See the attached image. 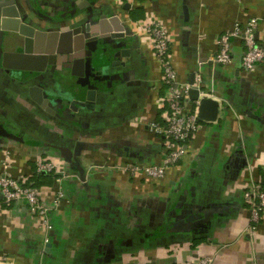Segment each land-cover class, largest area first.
Listing matches in <instances>:
<instances>
[{
	"label": "crops",
	"instance_id": "crops-1",
	"mask_svg": "<svg viewBox=\"0 0 264 264\" xmlns=\"http://www.w3.org/2000/svg\"><path fill=\"white\" fill-rule=\"evenodd\" d=\"M77 2L0 0V11L20 3L56 18ZM86 2L105 15L116 13L130 29L102 80L83 84L60 61L51 63L42 72L47 95L41 106L9 76L16 63L0 58V124L18 138L0 137V176L10 149L13 177L38 182L47 205L60 186L67 196L47 228L24 205H1L0 256L6 264H182L204 257L213 264H264V221L249 231L243 199L252 184L264 189V62L245 72L242 40L233 41L230 64L211 61L217 39L252 18L262 19L257 39L264 48V0H137L120 13L116 0ZM154 20L167 28L179 81L192 85L200 74L203 91L220 105L217 120L200 123L187 155L159 181L119 169L159 164L166 151L150 126L163 125L157 104L168 90L150 38L139 30ZM59 24L45 19L39 25L48 33ZM65 153L85 169V181ZM40 158L65 161L74 177L39 180Z\"/></svg>",
	"mask_w": 264,
	"mask_h": 264
},
{
	"label": "built area",
	"instance_id": "built-area-1",
	"mask_svg": "<svg viewBox=\"0 0 264 264\" xmlns=\"http://www.w3.org/2000/svg\"><path fill=\"white\" fill-rule=\"evenodd\" d=\"M116 1L118 2L116 10L119 13L126 4L137 5V0ZM261 22L260 18H252L246 26L238 24L226 31L217 39L218 50L211 61L220 65L230 64L233 60V41L242 40L245 47L242 69L248 73H255L264 62V48L257 39ZM139 30L145 31L150 38L162 72L161 82L168 90V95L160 98L157 104L162 115L163 125L154 123L150 126L152 132L164 138L166 151L159 164L127 163L119 169L130 177L143 176L159 181L165 178L171 168L181 163L188 153L187 142L199 133L201 129L198 121L200 101L205 98H215L207 91H203L204 82L200 74L196 76V82L193 85L179 81L177 68L171 55L172 43L163 21L154 20L140 26ZM192 89H197L200 92L198 101H191L189 93ZM11 155V150L6 149L7 164L4 173L0 176V192L3 196L0 206L24 205L32 216L42 221L44 227H49L52 211L58 210L67 198L65 189L60 186L52 205H47L43 200L41 189L35 187L33 181L18 179L9 173ZM35 165L36 174L51 175L59 183L74 177L71 171H65V161L56 162L40 158ZM243 199L251 214L249 231L254 233L264 221V189L260 184H252L244 191ZM8 261L0 256V264H6ZM182 264H213V258L204 257Z\"/></svg>",
	"mask_w": 264,
	"mask_h": 264
},
{
	"label": "water",
	"instance_id": "water-1",
	"mask_svg": "<svg viewBox=\"0 0 264 264\" xmlns=\"http://www.w3.org/2000/svg\"><path fill=\"white\" fill-rule=\"evenodd\" d=\"M79 1H82L83 4H80ZM91 1L89 0L90 3ZM88 4L86 0L85 2L78 0L79 10L75 7L74 14L62 24L60 29L48 33L41 31L38 25L24 21L26 16L17 9L4 8L0 12L2 36H5L8 43L15 46L20 45L18 37H22L24 41L23 52L5 55V61L11 57L16 63L12 67L15 71L33 74L45 71L46 67L53 63L56 54H59L62 56L63 62L66 63V68L71 69L74 75L77 74V70H81L82 76L85 74L90 76L96 72L97 68L102 69L104 66L102 55L98 57L96 55L100 45L110 44L109 48L112 51H118L123 46L121 40L130 33V29L123 24L122 19L116 13L104 17L99 16L98 20L94 19L97 11L91 6L88 7ZM84 7H86L85 10ZM71 21L73 23L69 25ZM37 63H42V67H37ZM29 92L39 105H44L43 98L46 95L43 96L42 89L34 87ZM189 96L191 101H198L200 92L197 89H192ZM219 112L218 101L210 98L202 99L198 121L200 123L214 122L217 120ZM0 137L13 141L18 140L2 124H0ZM64 156L65 160L80 172L81 179L85 181L86 171L77 159H74L73 154L65 153ZM49 247L50 245H48Z\"/></svg>",
	"mask_w": 264,
	"mask_h": 264
},
{
	"label": "flooded vegetation",
	"instance_id": "flooded-vegetation-1",
	"mask_svg": "<svg viewBox=\"0 0 264 264\" xmlns=\"http://www.w3.org/2000/svg\"><path fill=\"white\" fill-rule=\"evenodd\" d=\"M16 4H17L16 6H14V5L3 6L1 11L4 8H9V7L15 8L19 12L23 13V15L26 16V18H25L26 20L23 19L24 21L28 22L29 24L38 25L39 27L41 26L39 24L42 23V21L45 19L49 20V21H51V20L52 21H60V24L57 27H55L52 30H49L48 32L56 30V29H60L62 27V24L64 22H67L66 20H69L71 18L72 14H74V12L71 11V13L69 15H63V16L57 15L56 18H54L53 16L51 17L48 15H45L44 13H42L41 10H38L39 8H35L33 5H27V7H25L24 5H21L20 3H16ZM78 7L79 6L76 7L77 10H79ZM81 7H82V5H81ZM73 10H75V8ZM100 12H97L96 17L94 19L98 20L99 16H101V17L107 16V14L105 15V13L103 11H100ZM55 19H57V20H55ZM72 23H73V21H71L69 25H72ZM40 29H41V27H40ZM45 32H47V31H45ZM4 38H5V36H2V31H1V34H0V58L2 60H6L5 55L23 52V47H24L23 38L18 37L20 40L19 46L11 45L10 43H8L7 39L6 38L4 39ZM109 47H110V44L100 45V48L97 50L98 52H96L97 57L102 55L103 64H104L102 69L97 68L96 72L90 76L86 75V74L82 76L81 70H77V74H75V75H79L82 78H84L85 81L83 82V84L88 85L91 81L102 80V78L104 77L102 75L103 74L102 72L105 71L109 67L110 56L113 55V52H114V56L119 52V50L118 51H112ZM5 48L7 49V52L4 51ZM7 61L12 62V58L11 57L8 58ZM59 61L66 68V63L63 62L62 56L59 54H56V56L52 62L54 64H58ZM9 69H10V71L8 72L9 76L12 78L13 82L15 81L14 84H16L18 87H21L23 90H29V91L31 88H34V87H38V88L42 89V87L40 85L41 83H43V79H44L42 72H39V73L34 72L32 74L31 72L28 73V72L15 71L13 68H9ZM72 74H73V71H72ZM43 95L45 96L44 92H43Z\"/></svg>",
	"mask_w": 264,
	"mask_h": 264
},
{
	"label": "trees",
	"instance_id": "trees-1",
	"mask_svg": "<svg viewBox=\"0 0 264 264\" xmlns=\"http://www.w3.org/2000/svg\"><path fill=\"white\" fill-rule=\"evenodd\" d=\"M44 176H49V177H51L52 178V176L51 175H48V174H40V175H38V177H39V180H40V178L41 177H44ZM35 184H34V186L35 187H37V188H39L40 186H39V183L38 182H35V181H33Z\"/></svg>",
	"mask_w": 264,
	"mask_h": 264
}]
</instances>
